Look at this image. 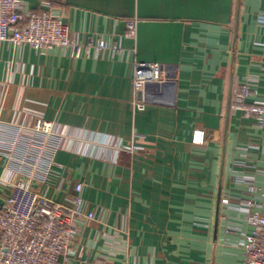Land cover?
<instances>
[{
  "label": "crops",
  "instance_id": "0c3cea01",
  "mask_svg": "<svg viewBox=\"0 0 264 264\" xmlns=\"http://www.w3.org/2000/svg\"><path fill=\"white\" fill-rule=\"evenodd\" d=\"M50 2L72 39L92 35L118 52L0 42V204L27 183L1 150L41 119L60 143L35 192L61 203L80 183L93 214L78 221L71 264H242V207L264 212V128L230 102L245 82L250 101L264 100V0ZM145 63L161 65L170 86H150L137 111L132 81Z\"/></svg>",
  "mask_w": 264,
  "mask_h": 264
},
{
  "label": "built area",
  "instance_id": "2783aa9c",
  "mask_svg": "<svg viewBox=\"0 0 264 264\" xmlns=\"http://www.w3.org/2000/svg\"><path fill=\"white\" fill-rule=\"evenodd\" d=\"M39 3L42 10L34 12L26 10L22 0H0V42L17 47L27 45L39 51L57 48L72 57L92 50L118 52L116 46L92 35L87 36L84 44L72 39L67 25L50 12V0ZM125 28L126 36L134 37L137 20H126ZM152 85L158 86V92L170 86L163 67L136 64L132 87L136 95L133 106L137 111L145 109L146 93ZM251 95V84H235L230 109L253 120L258 128H264V100L252 102ZM15 133L13 145L2 148L1 155L8 157L15 174L26 177L27 183L16 181L0 204V264H71V246L78 235V221L93 219L92 213L83 211L82 184L76 183L73 198L61 203L35 192L34 186L44 184L50 176L60 139L51 132L50 124L41 119L36 120L32 135ZM126 149L130 151L134 147ZM249 189L254 191L252 186ZM222 203L229 201L225 199ZM253 206V201H247L242 207L251 228L240 242L242 264H264V212L252 209Z\"/></svg>",
  "mask_w": 264,
  "mask_h": 264
}]
</instances>
